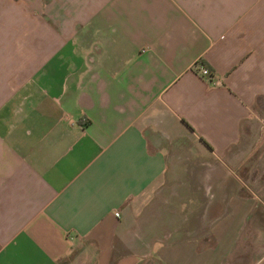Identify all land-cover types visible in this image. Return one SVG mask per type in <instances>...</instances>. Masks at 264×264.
<instances>
[{
    "label": "crops",
    "instance_id": "1",
    "mask_svg": "<svg viewBox=\"0 0 264 264\" xmlns=\"http://www.w3.org/2000/svg\"><path fill=\"white\" fill-rule=\"evenodd\" d=\"M259 133L264 0H0V264H225Z\"/></svg>",
    "mask_w": 264,
    "mask_h": 264
},
{
    "label": "rangeland",
    "instance_id": "2",
    "mask_svg": "<svg viewBox=\"0 0 264 264\" xmlns=\"http://www.w3.org/2000/svg\"><path fill=\"white\" fill-rule=\"evenodd\" d=\"M255 127L254 124L251 123ZM256 136L257 132H253ZM259 139H256V145L247 149L248 160L242 163L239 171L242 175L247 174L251 180L256 194L263 202L258 204L248 216L234 250L226 260L225 264H264V136L259 133ZM130 208L135 209L130 205ZM133 210L132 213H133ZM131 214V212H130ZM135 214V213H134ZM134 224V222H133ZM133 228V226H132ZM138 264H160L151 258H144Z\"/></svg>",
    "mask_w": 264,
    "mask_h": 264
},
{
    "label": "built area",
    "instance_id": "3",
    "mask_svg": "<svg viewBox=\"0 0 264 264\" xmlns=\"http://www.w3.org/2000/svg\"><path fill=\"white\" fill-rule=\"evenodd\" d=\"M198 75L201 76L202 78H205L210 84L212 85H216L218 84V81L215 80L212 72L210 71V69L206 66L200 65L198 67V71H197Z\"/></svg>",
    "mask_w": 264,
    "mask_h": 264
}]
</instances>
